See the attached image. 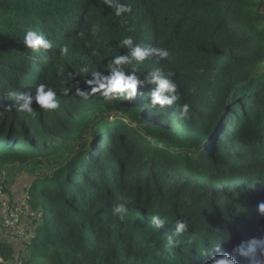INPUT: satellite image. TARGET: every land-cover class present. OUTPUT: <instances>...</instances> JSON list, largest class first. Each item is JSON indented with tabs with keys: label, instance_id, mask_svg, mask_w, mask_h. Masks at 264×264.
I'll return each instance as SVG.
<instances>
[{
	"label": "trees",
	"instance_id": "trees-1",
	"mask_svg": "<svg viewBox=\"0 0 264 264\" xmlns=\"http://www.w3.org/2000/svg\"><path fill=\"white\" fill-rule=\"evenodd\" d=\"M123 2L132 7L127 26L103 0H0V186L19 185L11 203L24 200L38 215L26 240L0 221V258L9 264H206L203 249L220 242L231 252L264 234V0ZM27 28L53 47L23 48ZM124 36L170 51L169 60L136 67L173 73L180 100L153 108L148 86L134 101L101 92L84 99L75 86L59 94L61 71L79 73L88 91L84 80L127 51ZM44 82L58 91L59 109L12 106L8 93ZM153 214L167 224L157 230ZM177 218L190 231L166 247Z\"/></svg>",
	"mask_w": 264,
	"mask_h": 264
},
{
	"label": "clouds",
	"instance_id": "clouds-1",
	"mask_svg": "<svg viewBox=\"0 0 264 264\" xmlns=\"http://www.w3.org/2000/svg\"><path fill=\"white\" fill-rule=\"evenodd\" d=\"M104 5L111 9L116 17H120L122 26H127L129 21L125 14L132 12L131 5L123 2V0H103ZM131 30V29H127ZM100 32L98 26L91 28L92 35H98ZM83 37L84 33H78ZM20 43L23 48L29 49L32 52L40 50H49L53 47V42L40 31L32 28L24 30ZM121 49H126L123 54L117 52L107 59L106 68L104 71L97 70L91 73L90 79H85L84 83L88 86V91L79 87V82L75 80V76L79 73H69L68 78H64L63 72H59L61 83L64 85L60 95H68L75 86L77 95L87 99L89 94L101 92L105 97L119 96L125 101H134L138 96L143 95L140 89L148 86L147 101L153 108L159 106L171 107L180 100V92L178 85L171 77L174 75L169 72L165 74L160 69H155L144 75L139 73L136 64L143 63L150 57H156L158 60H169L170 51L164 47H142L134 42L133 37L124 36L119 41ZM67 45L59 47V55L61 57L68 53ZM133 61L136 63L134 64ZM81 73H88L87 67H81ZM9 98L14 99V106L17 111L31 113L33 111V102L44 110H57L60 108V100L58 99V91L48 83H39L35 85L34 92L28 91L8 93ZM10 106V107H12ZM190 105L183 103L180 105V114L187 118ZM125 207L122 204H117L113 207V213L120 216L125 212ZM257 211L261 218H264V202L257 204ZM151 223L155 225L157 230L163 228L167 223L159 214L151 216ZM171 227V226H170ZM190 231V223L187 219L177 218L174 223V230L168 236L167 246H175L179 241L174 237L180 236ZM231 239L230 233L223 239L225 242ZM200 257L204 258L206 264H240L237 257L247 260V264H264V234L259 238L250 237L246 241H241L239 244L232 247L231 252L224 251L220 247V242L213 245L209 251L207 248L200 252ZM0 264H9L3 258H0Z\"/></svg>",
	"mask_w": 264,
	"mask_h": 264
},
{
	"label": "built area",
	"instance_id": "built-area-1",
	"mask_svg": "<svg viewBox=\"0 0 264 264\" xmlns=\"http://www.w3.org/2000/svg\"><path fill=\"white\" fill-rule=\"evenodd\" d=\"M2 190L3 188L0 186V193ZM25 216L27 220H24ZM37 217L38 215L35 212L26 208L24 200L17 203L8 202V204L2 201L0 204V221L2 225L22 240H26L33 231L32 220Z\"/></svg>",
	"mask_w": 264,
	"mask_h": 264
},
{
	"label": "crops",
	"instance_id": "crops-1",
	"mask_svg": "<svg viewBox=\"0 0 264 264\" xmlns=\"http://www.w3.org/2000/svg\"><path fill=\"white\" fill-rule=\"evenodd\" d=\"M13 183H11L10 185H8V190L7 192L10 194L9 195V199L11 200H15V199H19V196H22L23 194V190L19 187V185H12ZM19 223H21V221L18 220ZM4 237H7L11 242H13L14 244H17L16 239H14L12 236L10 235H3Z\"/></svg>",
	"mask_w": 264,
	"mask_h": 264
},
{
	"label": "rangeland",
	"instance_id": "rangeland-1",
	"mask_svg": "<svg viewBox=\"0 0 264 264\" xmlns=\"http://www.w3.org/2000/svg\"><path fill=\"white\" fill-rule=\"evenodd\" d=\"M264 67V64L262 65ZM15 166H18L17 164H15ZM9 178V177H8ZM7 178V179H8ZM9 180V179H8ZM7 190H8V187H7ZM9 193L6 192L5 190H2L1 193H0V204L1 202H5L6 204L11 203L10 199H9ZM24 220H27L26 216L24 217ZM165 220V219H164ZM33 234V231L31 232V234H29L28 236H31Z\"/></svg>",
	"mask_w": 264,
	"mask_h": 264
}]
</instances>
